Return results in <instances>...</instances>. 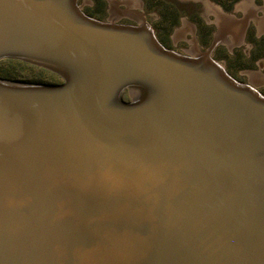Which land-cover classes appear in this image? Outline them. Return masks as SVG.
Wrapping results in <instances>:
<instances>
[{
	"label": "water",
	"instance_id": "obj_1",
	"mask_svg": "<svg viewBox=\"0 0 264 264\" xmlns=\"http://www.w3.org/2000/svg\"><path fill=\"white\" fill-rule=\"evenodd\" d=\"M2 58L63 83L0 80V264H264V100L72 0H0Z\"/></svg>",
	"mask_w": 264,
	"mask_h": 264
},
{
	"label": "rangeland",
	"instance_id": "obj_2",
	"mask_svg": "<svg viewBox=\"0 0 264 264\" xmlns=\"http://www.w3.org/2000/svg\"><path fill=\"white\" fill-rule=\"evenodd\" d=\"M92 2H93V6L91 3L90 4L84 3L85 4L84 12L85 11L89 12V15L86 14V16L91 19L97 20L99 22H107V20L110 17L107 13L108 12L107 2L105 0H92ZM142 2L144 4L143 12L145 15V19L147 23L148 22L150 23L148 24L149 26L151 25L153 29L154 32L153 35L155 36L156 41L163 48L169 51H173L181 55L189 56L187 51L191 48V46L188 49V46L182 40L174 42L176 41V39L173 36V33L175 32L176 29L179 30L183 27V26L181 27L183 19H186L188 22H190L195 26L196 28L195 36L199 41V47H200L199 51L201 50L202 53H205L203 51L208 47L211 37V32L213 31V27L211 25L206 24V19L205 16H203L202 11L206 10V8L207 11L210 10L208 7L209 5H213L217 9L220 10L222 9L223 11H230L232 10L233 5H236L237 7L243 2H247L248 4L253 6L255 5L260 6L264 2V0H142ZM81 4H82L81 1L77 3L78 6ZM136 7L133 8V10H136ZM236 7L235 10L240 11L239 9H236ZM119 9L124 10L123 7L120 6ZM137 12L139 13V11ZM90 14L93 15L90 16ZM151 16L153 17L152 19H150ZM239 16L240 14H237V17ZM259 16H261L260 13ZM115 23L119 25H132V26L137 25V22L135 24L134 19L128 16H119L116 19ZM251 23L247 29V37L245 40L246 45L234 50L233 53L234 55L229 54L226 51V49L222 46L218 47L214 53V60L225 66L228 75L231 78H233L235 81L243 84H246L247 81L245 77L240 76V72L242 70L252 69L253 61H255L259 57H264V34L258 38L256 29ZM189 28L190 27H188V29L186 28L182 37H180L181 39H186L185 37L186 33L193 34V29H189ZM258 31L262 32L264 31V29ZM190 40H188L189 45H190ZM250 45L253 47V51L251 52H253L255 57L248 59L245 56L248 53L247 49L245 48L246 46H250ZM221 61H225V63H222ZM222 65L220 66L223 68ZM54 71L55 70L49 67L44 68L42 66L21 59H16V58L0 59V80L11 85L62 84L63 80L61 76H59V74H57ZM254 83L258 84L264 82L255 81ZM260 91L264 95V88H260ZM120 96L122 101L130 102L132 97V91L129 92L128 89L123 90Z\"/></svg>",
	"mask_w": 264,
	"mask_h": 264
},
{
	"label": "bare ground",
	"instance_id": "obj_3",
	"mask_svg": "<svg viewBox=\"0 0 264 264\" xmlns=\"http://www.w3.org/2000/svg\"><path fill=\"white\" fill-rule=\"evenodd\" d=\"M72 2H73V4H75V0H72ZM109 4H110V17H109V19L107 20V22H99L98 21L99 23L104 24V25H108V26H118L119 24L115 23L116 19L119 16H128V17H131L132 19L136 20L137 25L136 26L125 25V26H130V27H135V28H140V29H146L152 33L151 28L146 24L145 17L142 14L135 13L132 10L136 6H140L139 0H125V1H123V5L126 8L124 10H120L118 13L116 11H117V9H119L120 2L109 0ZM208 7L210 9V10H208V12L214 16L215 24L218 27V34L219 35H217V37L220 39V42L225 43L228 47L233 45V44H236V41H238L237 39H238L240 33L242 32L241 31L242 28L247 23L250 24L251 22H253L254 25L259 30L264 29V5L259 6V7H255L253 5L248 4L247 2H243L242 4L238 5L236 7V9H239L244 15L243 19L239 20V22L237 19L225 17L224 13L221 10L217 9L216 7H214L212 5H209ZM76 9L81 13L79 7H76ZM259 13L261 14V16H259ZM186 28L188 29V24L186 22H183V27L181 29L177 30L175 35H174L175 39L182 37ZM190 45H191V48L187 51L189 56L181 55V54L175 53L173 51H171V53H173L174 55H178L181 58H185L188 61L193 62V63H197L198 61L207 62L208 64H211V66H214L221 73L220 75L222 78L225 77L226 79H228L232 83H235L230 77L227 76V74H225V72L222 70L220 65L213 62L206 54H202L199 52V49H198L194 40H192L190 42ZM46 67H49V68L55 70L54 68H52L50 66H46ZM263 82H264V80H263ZM9 85H11V84H9ZM12 86H17V85H12ZM242 86L244 88L250 90L251 92H253L255 94V96L261 98V100H264V96L253 91V89L250 86L243 85V84H242ZM131 91H132L133 99L137 100V98H139V93L137 92L136 89H131Z\"/></svg>",
	"mask_w": 264,
	"mask_h": 264
},
{
	"label": "flooded vegetation",
	"instance_id": "obj_4",
	"mask_svg": "<svg viewBox=\"0 0 264 264\" xmlns=\"http://www.w3.org/2000/svg\"><path fill=\"white\" fill-rule=\"evenodd\" d=\"M79 1H81L82 2V4L81 5H77V3L79 2ZM106 2H107V6H108V15L110 16V4H109V0H105ZM112 1H114V0H112ZM125 1V0H124ZM140 1V7L138 6V7H136V10L137 11H139V13L136 11V10H133L135 13H138V14H142L144 17H145V15H144V12H143V10H144V4H143V2H142V0H139ZM117 2H120V4H119V6L120 7H123V9H125L126 7L123 5V1L122 0H117ZM84 3H91L92 4V6H93V2H92V0H75V5H76V7H79L80 8V11H81V13L83 14V15H85L86 16V14H88L89 15V12H87V11H85L84 12V6H85V4ZM207 3V2H206ZM239 4V3H238ZM264 4V2L262 3V5ZM255 5V4H254ZM262 5H260V6H262ZM213 6V5H212ZM255 6H258V5H255ZM215 7V6H214ZM235 7H236V5H233L232 6V10H230V11H223L222 9H221V11L224 13V16L225 17H229V18H234V19H237L238 20V22H239V20H242L243 19V17H244V15H242V13L240 12V11H236L235 10ZM259 7V6H258ZM122 10V9H121ZM220 10V9H219ZM120 11V9H117V13ZM94 14V13H93ZM93 14H90V16L91 15H93ZM202 14H203V16H205V19H206V24L207 25H211L212 27H213V31L211 32V37H210V41H209V44H208V47L203 51V52H205V53H202L201 52V50L199 51L200 53H202V54H206L211 60H213L214 62H216L215 60H214V53H215V51H216V49L218 48V47H220V46H222V47H224L225 49H226V51L229 53V54H232V55H234L233 53H234V50H236V49H238V48H240V47H242V46H245L246 45V43H245V40H246V37H247V29H248V27H249V25L250 24H246L243 28H242V32L240 33V35H239V37H238V41H236V44H233V45H231V46H227L225 43H222V42H220V39L217 37V35H219L218 34V27H217V25L215 24V19H214V16L211 14V13H208V11H207V8H206V10H204V11H202ZM237 14H240V16L239 17H237ZM153 17L151 16V18L150 19H152ZM134 22H135V24H136V21L134 20ZM183 22H186L187 24H188V27H190L189 29H193V34H190V33H186L185 34V37H186V39H181L180 37V39H176V41H174V42H177V41H179V40H182L183 42H185L186 43V45L188 46V49H189V47L191 46V45H189V41L188 40H190V42L192 41V40H194L195 41V43H196V45H197V47H198V49H200V47H199V41H198V39L196 38V36H195V33H196V28H195V26L193 25V24H191L190 22H188L186 19H183L182 20V24H181V27L183 26ZM149 23V22H148ZM147 23V21H146V24L149 26V24ZM254 27H255V29H256V32H257V36H258V38L259 37H261L263 34H264V31H262V32H259L258 30V28L253 24V23H251ZM149 27H151V25L149 26ZM180 27V28H181ZM151 29H152V27H151ZM179 29V28H178ZM177 30V29H176ZM176 30H175V32H176ZM152 32H153V29H152ZM175 32L173 33V36H174V34H175ZM153 34H154V32H153ZM155 37V36H154ZM218 38V39H217ZM174 40V39H173ZM245 49H247V51H248V53H247V55H245L248 59H251V58H254L255 56H254V54H253V52H251V51H253V47L250 45V46H246V48ZM260 56H262V55H260ZM222 63H225V61H221ZM216 63H218V62H216ZM218 64H220V63H218ZM220 65H222V64H220ZM223 66V65H222ZM222 68V67H221ZM222 70L225 72V74H227V76L228 77H230L229 75H228V73L226 72V69H225V66H223V68H222ZM264 57H259V58H257L255 61H253V68L252 69H246V70H242L241 72H240V76H243V77H245L246 78V84H243V83H239V82H237V81H235L233 78H231L233 81H235V82H237V83H239V84H243V85H248V86H250L252 89H253V91H255L256 93H258V94H260V95H262V96H264L263 95V93L260 91V88H264V83H258V84H256V83H254L255 81L256 82H262L263 80H264ZM253 77V78H252ZM254 81V82H253Z\"/></svg>",
	"mask_w": 264,
	"mask_h": 264
}]
</instances>
